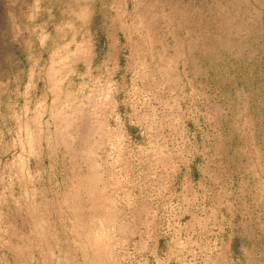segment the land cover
Here are the masks:
<instances>
[{
    "label": "rangeland",
    "instance_id": "1",
    "mask_svg": "<svg viewBox=\"0 0 264 264\" xmlns=\"http://www.w3.org/2000/svg\"><path fill=\"white\" fill-rule=\"evenodd\" d=\"M0 264H264V0H0Z\"/></svg>",
    "mask_w": 264,
    "mask_h": 264
},
{
    "label": "trees",
    "instance_id": "2",
    "mask_svg": "<svg viewBox=\"0 0 264 264\" xmlns=\"http://www.w3.org/2000/svg\"><path fill=\"white\" fill-rule=\"evenodd\" d=\"M11 51V50H10Z\"/></svg>",
    "mask_w": 264,
    "mask_h": 264
}]
</instances>
